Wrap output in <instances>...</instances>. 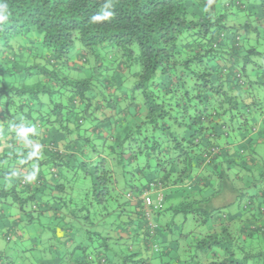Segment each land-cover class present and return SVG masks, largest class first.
<instances>
[{"label": "trees", "instance_id": "trees-1", "mask_svg": "<svg viewBox=\"0 0 264 264\" xmlns=\"http://www.w3.org/2000/svg\"><path fill=\"white\" fill-rule=\"evenodd\" d=\"M0 2V264H264L262 5Z\"/></svg>", "mask_w": 264, "mask_h": 264}, {"label": "rangeland", "instance_id": "rangeland-1", "mask_svg": "<svg viewBox=\"0 0 264 264\" xmlns=\"http://www.w3.org/2000/svg\"><path fill=\"white\" fill-rule=\"evenodd\" d=\"M76 47H80L79 43L76 42ZM27 64H22L19 68H23L25 67ZM24 77H26L25 74H22ZM82 76V75H81ZM23 77V78H24ZM36 79L35 76H32L31 78L29 79H24V82L23 83H26V84H31L34 82V80ZM19 80H21V77L19 76ZM22 82V81H21ZM220 192V191H219ZM156 203V201H153ZM168 205H166L167 207ZM167 218V220L165 222H168V227L171 229V233H173L174 235L178 234L179 235V230L182 229L183 232H196L198 233L199 231L201 230H204V228H198L195 226V224L193 223V220L191 217H187L186 216V222L183 221L185 218L183 215H177V216H170V215H166L165 216ZM20 230H23V229H20ZM29 230V231H28ZM39 232V231H38ZM37 230H36V227L34 228H28L26 227V230H24V234L25 236H29L31 238H35L37 239V237L39 236ZM178 240V239H176ZM180 240V239H179ZM2 243V242H1ZM29 243H21L19 244L18 247L14 246V245H6L5 248H6V251L4 253L5 257H7L8 259H11V260H14L16 261V259H19L21 262H31L34 257L31 256V252H21V249L25 247H29ZM181 245V241H179V247ZM38 254V252H37ZM182 254V253H181ZM36 257L39 255H36L34 254ZM181 258H187L188 255H181L180 256Z\"/></svg>", "mask_w": 264, "mask_h": 264}, {"label": "crops", "instance_id": "crops-1", "mask_svg": "<svg viewBox=\"0 0 264 264\" xmlns=\"http://www.w3.org/2000/svg\"><path fill=\"white\" fill-rule=\"evenodd\" d=\"M255 2H256V5H262V7H263V9H262V13L264 14V0H255ZM263 141H257L256 142V146L259 148V147H261V146H263ZM256 147V148H257ZM4 148H6V146L5 145H3L2 147H0V152H2L3 150H4ZM229 154H231V152L229 153ZM36 180H38L37 178H36V176H33L32 174H30V175H28L27 177H26V181H27V183L29 182V184H31V185H34V188L36 187V184H35V182L37 183V181ZM235 196H236V194H235V192H233V191H230V190H228V189H224V190H222L214 199H213V206L214 207H218V208H223V207H226V213L228 214H231L232 215V217H234V218H237V217H239L241 214L237 211V209H236V206L234 205V201H235ZM230 204H232V205H230ZM228 205H230L229 207H228ZM2 212V213H1ZM225 213V214H226ZM3 214H8V212L7 211H3L1 208H0V216L2 215L3 216ZM151 214V213H150Z\"/></svg>", "mask_w": 264, "mask_h": 264}, {"label": "clouds", "instance_id": "clouds-1", "mask_svg": "<svg viewBox=\"0 0 264 264\" xmlns=\"http://www.w3.org/2000/svg\"><path fill=\"white\" fill-rule=\"evenodd\" d=\"M111 16V13L105 12L102 16H95L93 19L95 20H101V19H107ZM8 19V4L0 2V24L4 23ZM25 131H29V129H26Z\"/></svg>", "mask_w": 264, "mask_h": 264}, {"label": "built area", "instance_id": "built-area-1", "mask_svg": "<svg viewBox=\"0 0 264 264\" xmlns=\"http://www.w3.org/2000/svg\"><path fill=\"white\" fill-rule=\"evenodd\" d=\"M143 199V203L146 207L150 206L152 204V199L150 197V195L148 193L144 194L142 196ZM163 201V196L161 193L156 194V202L157 204H161V202Z\"/></svg>", "mask_w": 264, "mask_h": 264}]
</instances>
